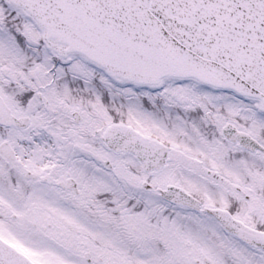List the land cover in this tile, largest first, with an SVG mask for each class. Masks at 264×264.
Listing matches in <instances>:
<instances>
[{
	"label": "snow or ice",
	"instance_id": "obj_1",
	"mask_svg": "<svg viewBox=\"0 0 264 264\" xmlns=\"http://www.w3.org/2000/svg\"><path fill=\"white\" fill-rule=\"evenodd\" d=\"M0 264H264V0H0Z\"/></svg>",
	"mask_w": 264,
	"mask_h": 264
}]
</instances>
